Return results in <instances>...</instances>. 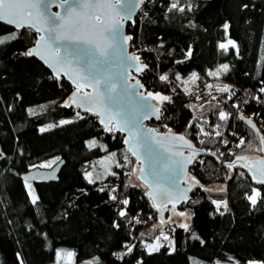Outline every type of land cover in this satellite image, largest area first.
<instances>
[{
    "label": "trees",
    "instance_id": "trees-1",
    "mask_svg": "<svg viewBox=\"0 0 264 264\" xmlns=\"http://www.w3.org/2000/svg\"><path fill=\"white\" fill-rule=\"evenodd\" d=\"M171 3L144 0L127 34L132 37L130 47L139 50L141 65H147L145 78L154 82L155 91L171 97L166 103L173 121L164 132L170 129L171 134L214 154L192 156L188 173L195 178L194 187L189 199L175 207L188 213V228L168 221L172 206L165 210L161 224L147 187L140 181L130 182L137 163L125 150L126 135L106 132L97 116L65 107L71 105V87L67 90L61 84L64 79L52 75L38 59L23 55L35 44L38 32L0 22V37L17 36L0 45V144L6 154L0 163V264H20L21 260L23 264H57L56 253L62 248L76 253L75 264L97 259L99 264H191V256L207 264L264 261V185L256 183L244 166L258 173L259 160L252 157L263 154L258 149L264 136V92H260L264 88V0H178L183 12L169 11ZM245 4L247 8L242 7ZM228 39L236 42L238 53L231 46L227 52L219 48ZM224 64L226 72L209 75ZM193 73L198 77L195 81ZM162 75L168 77L166 89ZM215 78L235 85L252 99L260 97L259 103L251 100L238 112L228 93L218 90L223 87L203 98L186 95ZM221 111L229 114L227 120L219 118ZM64 120L73 122L61 124ZM45 125L55 127L42 132ZM232 128L239 136L225 146L222 135ZM210 130L220 135H209ZM90 139L100 142L89 147ZM241 139L244 144L238 147ZM219 148L224 150L223 159L215 156ZM112 152L123 160L110 172L115 175L89 183L85 172L92 161ZM55 155L64 159L59 178L33 184L38 197L33 204L21 173ZM237 157L247 160L228 168ZM213 184L220 188H210ZM255 188L261 197L252 206L247 196ZM113 195L116 200L111 199ZM125 199L126 206L121 203ZM225 200L228 211L221 215L223 206L217 211L213 201ZM121 210L126 211L123 217ZM157 240V250L145 249ZM127 246L132 247L130 253Z\"/></svg>",
    "mask_w": 264,
    "mask_h": 264
},
{
    "label": "water",
    "instance_id": "water-1",
    "mask_svg": "<svg viewBox=\"0 0 264 264\" xmlns=\"http://www.w3.org/2000/svg\"><path fill=\"white\" fill-rule=\"evenodd\" d=\"M82 2L83 0H69L68 4H63L62 0H45V3L41 6V11L45 12L46 15L59 14L61 16H67V9L69 6L75 7L77 12L83 11V9L79 7V3ZM140 8L141 3H139V0H120V3L117 4L114 9H106L100 13L102 18L106 20V28H110L113 22H120L113 36H108V33L105 32V36L108 37V41L112 44L106 58H99L93 45H84L80 41L72 39L47 41L46 46L40 48V52L41 55H44L45 59L48 60V63H45V60L40 59L39 56L33 57L43 63L55 77H58L57 72H59L60 75L58 78H63L64 81L70 85V104H72V97L76 92L75 85L72 82L73 80H77L84 85L82 92L94 94L95 102L92 105L93 111L88 112L84 111L82 108H78L82 113H90L97 116L95 112L101 111L105 113L106 117L109 115L115 116V119L119 121L121 125L127 121L129 130L122 132L126 135V138L129 137L130 131L140 132L137 140L133 142L137 149V154L141 157L140 160H137V158L133 156L138 164L137 177L142 175L140 168H144L143 175L145 179L138 178L139 181L147 187V195L150 191L147 185L151 184L153 186L152 190L160 192L161 196H166L168 193H171L175 205H177L184 200H175V197L183 193L186 189L191 188V191H187L186 193L188 200L194 187V182L188 173V168L191 164L187 162L188 158L193 156L194 150L196 153L213 154L192 144L193 148H188L182 141H173L171 139L173 134L160 132L146 125L145 121L158 120L156 118L158 113L152 114L158 102L154 99H149L147 101L142 99L140 94L147 95V93L142 92V88L136 86L137 81L141 84L140 80L132 74L133 71H136L137 62L128 58L132 56L130 52V43L129 40H124V37L128 36L127 26L135 22ZM88 11L89 14H91L93 10L90 9ZM122 17L127 18L121 20ZM73 19H78V17L74 16ZM8 26L16 29L13 25ZM64 34L73 35L74 33L65 32ZM40 35H46V33H38V38L31 49L37 46ZM53 49L58 50V57L53 53ZM94 59L99 61V63L94 62ZM139 63L141 64L140 60ZM50 64L52 65L51 67L49 66ZM64 73H68V75H64ZM83 75H88L89 79H80ZM131 76L135 77V80H133ZM69 77H71V79H69ZM93 77H102L104 80L111 79L112 82L116 84L117 91L109 95L105 91L103 83L94 90L92 87ZM147 105H152L153 108H148ZM98 119L100 122V117H98ZM116 126L117 125L113 123V127ZM152 130L155 131L153 132ZM154 136L155 139H153ZM157 140H159L160 143H157ZM128 148L129 145L125 144V150L127 152H129ZM177 152L181 153V155H176ZM0 153H2V155H0L1 163L6 157L1 144ZM252 158H257V160L264 159V157L258 155H254ZM238 161L241 160H235L234 164ZM63 164L64 159H59L51 167L33 166L21 173V178L25 181V177H27V182L33 184L56 181L59 178V172ZM257 174L259 175V172ZM169 206H172V204L169 203L167 207ZM157 213L158 218L161 220V213L158 211ZM164 213L165 211L162 213L163 219ZM172 213L173 217L185 218L184 216H179L176 212Z\"/></svg>",
    "mask_w": 264,
    "mask_h": 264
},
{
    "label": "snow or ice",
    "instance_id": "snow-or-ice-1",
    "mask_svg": "<svg viewBox=\"0 0 264 264\" xmlns=\"http://www.w3.org/2000/svg\"><path fill=\"white\" fill-rule=\"evenodd\" d=\"M69 0H62L63 4H68ZM144 0H139V3H143ZM45 3V0H0V21L8 24V25H13L17 30L19 29H34L36 32H44L46 35H40L39 39L37 41V46L28 50L27 52L23 53V55L26 56H39L40 59L45 60V63H48V60L45 59L44 55H41L40 48L43 46H46L47 41L49 40H77L80 41L84 45H93L96 49L97 56L99 58H106L108 56V50L112 47L111 42L108 41V37L105 36V32L108 33V36H113L115 31L119 27L120 22H113L111 23L110 28H106V20L102 18L100 13L103 10L106 9H114L117 4L120 3V0H83L82 3H79V7L83 9L81 12H77L75 7L69 6L67 9L68 15L67 16H61L59 14L55 15H46L45 12L41 11V6ZM242 7L247 8L248 5L245 4ZM93 10L91 14H89L88 10ZM173 9H178V11L183 12L184 8L179 7L178 8V0H172L171 7L169 8V11H172ZM189 10H191L189 8ZM78 17V19H73V17ZM127 17H122L121 20L126 19ZM225 32L227 33V30L229 28V24L225 23L223 25ZM65 32H71L74 33L73 35H65ZM17 39V36L15 33L0 37V45H4L6 42H9L11 40ZM132 37L127 36L124 37L125 41L131 40ZM229 46H231L233 49H235L238 53L239 49L238 46L236 45V42L228 39L225 43L219 44V48L225 52L228 51ZM53 53L58 57L59 52L56 49L52 50ZM188 56H191V51L187 53ZM130 60L137 62L136 63V70L143 71L144 68L147 67V65H141L139 63L140 58L138 56H130L128 57ZM94 62L99 63V61L94 59ZM50 67L52 66L51 64L49 65ZM226 72L228 70V65L224 64L221 66L220 69H218L216 72H210L209 75L213 76H218L220 71ZM60 73L57 72V76L59 77ZM64 75H68V73H64ZM177 79H180L179 76L176 77ZM197 74L193 73L191 79L195 81L197 79ZM71 79V77H69ZM82 80H88L89 76L88 75H83L81 76ZM162 81H166L168 77L166 75H162L160 77ZM92 87L95 90L96 87H98L101 83L104 84L105 91L111 95L117 91V86L115 83L112 82L111 79L104 80L102 77L101 78H92ZM73 84L75 85L76 92L74 93L72 97V104H65V107H70V106H75L76 108H82L84 111L92 112L93 111V104L95 102V96L93 93H87V92H82L84 85L78 82L77 80L72 81ZM137 87L143 88V85L137 81L136 84ZM209 88L212 87V85H208ZM219 91L222 92H230V89L228 86H225L223 88H219ZM260 92H264V88L260 89ZM103 95V94H101ZM142 99L147 101L149 99H154L158 100L161 103L165 101H170L171 97L162 95L160 93L153 94L151 92H148L147 95H143L142 93L140 94ZM255 99H259V97H255ZM148 108H153L152 105H147ZM238 107V106H237ZM30 112L32 110H29ZM159 109H154L152 114L158 113ZM95 114L100 117V123L103 125L104 130L106 132H124L128 131V125L127 121L124 122L123 125L120 124L119 121L115 119V116L109 115L105 116L104 112L101 111H96ZM77 117L80 119H83L82 116H80V113H76ZM156 118L159 119L160 116L156 115ZM219 118L221 120H227L229 118V114L221 111L219 113ZM241 119H244L241 117ZM73 121H61V124H66V123H72ZM113 123H115L117 126L113 127ZM247 123L255 129V124L251 119H248ZM55 127V125H49V128ZM134 127V126H131ZM217 128L219 125L216 126ZM48 129H41V131H47ZM153 132L155 130H152ZM169 132L171 133V130L169 129ZM201 132H203V129H201ZM204 135H208V133H203ZM140 132L139 131H130L129 132V137L124 140V143L126 145H129L128 151L131 153L132 156H135L137 160H140L141 157L137 154V149L134 146V141L137 140L139 137ZM216 135H220L219 132H216ZM155 139V136L153 137ZM171 139L173 141H182L184 145L188 148H193L191 143L187 140H185L184 136L182 135H172ZM157 143H160L159 140L156 141ZM203 142V141H201ZM224 143H227L225 141ZM260 143L261 147L258 149V151L264 152V136H260ZM244 140L241 139L239 146H243ZM96 146L95 140L89 142V147H94ZM197 153L195 150L193 151V155H196ZM2 155V153H0ZM115 153H112L109 157V159H113L115 157ZM176 155H181V153L177 152ZM214 155V154H213ZM128 157L125 155V160H127ZM237 160H247V157H237ZM188 163L192 162V157L188 158ZM258 164L261 166L259 169V176L257 175V172L254 170L252 166H249L248 164H245V167H248L249 172L252 174V179L260 184L264 185V159H261L258 161ZM50 165H41V167H49ZM117 166L119 167V162H117ZM228 168H233L234 167V162L229 163L227 165ZM140 172L142 175L138 177L139 179H145L143 173H144V168H140ZM112 175H115V173H110ZM132 174H135L134 172ZM130 174V175H132ZM89 183H93L94 181L92 180V173H87L86 174ZM192 180H195V178H191ZM28 178L25 177V183L29 188V195L32 197L31 202L33 204L36 203L38 197H36L32 190H31V185L27 184ZM198 183V181L196 182ZM150 191L148 192L149 197L153 201V207L156 208L158 212L161 213V224H164L165 221L163 220L162 213L165 210H169L167 208V205L169 203L172 204V208L170 211L175 212V202L174 198L171 193H168L166 196H161L160 192L154 191L153 186L151 184L147 185ZM114 191V190H113ZM187 191H191V188L186 189L183 193L179 194L178 196L175 197V200H184L187 201ZM221 191H224V189H221ZM252 195L247 196V199L250 201L252 206H255L258 202V198L261 197V192L257 189L252 190ZM112 200H116L117 197L115 195L111 196ZM123 205H127L129 201L127 199L121 201ZM214 204L217 205V211H220L221 205L224 208V211H228V205L227 201L223 202H217L213 201ZM179 216H186L187 214L185 212H179L176 213ZM221 215L224 213L221 212ZM119 215L121 217L126 215L125 210H121L119 212ZM116 227H119V225H116ZM180 227L187 229L188 225L186 223L180 224ZM198 239V237H196ZM164 239H168L167 236L164 237ZM128 247V252L130 253L132 251L131 246ZM149 251H154L158 249L157 246L153 245H147ZM121 258H123L124 254H120ZM57 256V264H60L61 259L64 260L65 264H75V257L76 253L74 251H69V250H59L56 253ZM231 259V258H229ZM20 264H23V261H20ZM85 264H99V260L95 261H87ZM219 264V262H217ZM236 264H239L237 261ZM247 264H264V261H254V260H249L247 261Z\"/></svg>",
    "mask_w": 264,
    "mask_h": 264
},
{
    "label": "built area",
    "instance_id": "built-area-1",
    "mask_svg": "<svg viewBox=\"0 0 264 264\" xmlns=\"http://www.w3.org/2000/svg\"><path fill=\"white\" fill-rule=\"evenodd\" d=\"M138 51H139L138 49L130 47V52H131L132 56L134 55V56L139 57ZM132 74L135 75L140 80L141 84L143 85L142 92H144V93L151 92L153 94H156L157 92L159 93V91L154 90V82L147 80L145 78L144 69H143V71H139V72L137 70L133 71ZM132 79L135 80V77H132ZM166 81H163V84H164L163 89H166V87H167V86H165ZM208 85H212V87L209 88ZM224 86L229 87L230 92H227L228 96H229V98L233 99L234 103L236 104V107L238 106L237 107L238 112H241L244 105L246 103H250L251 100H256L259 103V101L261 99L260 97H259V99H254V98L252 99V97L250 95L241 94L235 85L225 83L218 78L208 80L203 85L196 87V88L192 89L191 91H189L188 93H186V95L190 98H193V97L203 98L205 93L210 92V91H214L216 88L224 87ZM155 101L158 102L156 109H159L158 115L160 116V118L157 121L151 120V121H145V123L147 126L153 127L155 130L163 132L164 128L166 126L170 125V123L173 121V115L171 112H169L168 103H166V101L163 103H161L158 100H155ZM262 118L264 119V114L262 115ZM262 127L264 129V123H263ZM215 134H216L215 131H213V130L209 131V135H215ZM238 136H239V132L235 128H232L228 131V133L226 132L222 135V142L226 146L231 142L233 137H238ZM225 141H227V143H224ZM215 156L219 159H223L224 158V150L222 148H219L217 151H215ZM122 162H123V160L121 159L120 163H122ZM222 211H224V208H221V212ZM145 249L148 250V247L145 246Z\"/></svg>",
    "mask_w": 264,
    "mask_h": 264
},
{
    "label": "rangeland",
    "instance_id": "rangeland-1",
    "mask_svg": "<svg viewBox=\"0 0 264 264\" xmlns=\"http://www.w3.org/2000/svg\"><path fill=\"white\" fill-rule=\"evenodd\" d=\"M61 84L64 85V87L67 90H70V85L68 83H66L64 80H62ZM160 94H162V93H160ZM162 95H165L166 96L165 93H163ZM64 121H68V120H64ZM42 128L43 129H48L49 128V125H45ZM164 131L166 132V129L163 130V132ZM90 141H92V139H90L88 142H90ZM95 142L98 143V142H100V140L99 139H96ZM112 153L105 154V155L101 156L100 158L96 159L95 161H92L91 167L85 172V176H86L87 173L90 172V173H92V180H94L95 178H105V177H107L110 174L111 171H114L115 170V168L117 167V162H119V164L121 162V158L119 156V153H115V152H114L116 154L115 157L110 160L109 157H110V155ZM263 154H264V152H263ZM263 154L260 153V154H257V155L258 156H261V157H264ZM58 160H59V156L58 155H55V156H51L49 158L43 159V160L35 163L33 166H39V167H41V165H50L49 167H51ZM133 172L135 174H132ZM137 172H138V165L135 164L134 169H133V171L131 173L132 175L130 176V182L131 183H138L139 182V179L137 177ZM86 178H87V176H86ZM27 184H30L31 185V190H32L33 194L36 196V192H35L33 183L27 182ZM26 187H27V189L29 191V188H28L27 185H26ZM219 187H220V185H219ZM176 213H179V212H176ZM185 213L187 214L186 216H184L185 218L174 217L173 219L175 221L179 220V223L180 224L186 223L187 225H189V215H188L187 212H185ZM169 217H173L172 211H170V210L168 212L167 218H169ZM168 221H169V219H168ZM170 223H174V222L173 221H170ZM149 244L150 245H153V246H157L158 245V248H159L160 242L157 240V241H155L153 243H149ZM59 250H69V251H72L70 249H65V248H62V249H59ZM190 259H191V264H207L206 261H204V260H202V259H200V258H198L196 256H191ZM252 260H254V261H262V260H257V259H252ZM61 261L64 262L63 259H61ZM220 264H233V263L226 262V263H220Z\"/></svg>",
    "mask_w": 264,
    "mask_h": 264
},
{
    "label": "crops",
    "instance_id": "crops-1",
    "mask_svg": "<svg viewBox=\"0 0 264 264\" xmlns=\"http://www.w3.org/2000/svg\"><path fill=\"white\" fill-rule=\"evenodd\" d=\"M209 187L212 188V189H218V188H220L219 187V184H213V185H210ZM175 212H178V211L175 210ZM172 215H173V213H172ZM173 218L174 217H169L168 219H169V221H173V222H175V223H177V224L180 225L179 220L175 221Z\"/></svg>",
    "mask_w": 264,
    "mask_h": 264
}]
</instances>
